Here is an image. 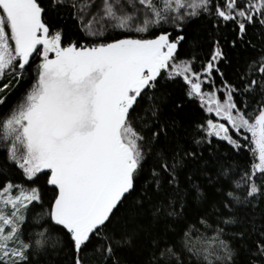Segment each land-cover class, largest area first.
<instances>
[{
	"label": "snow or ice",
	"instance_id": "1",
	"mask_svg": "<svg viewBox=\"0 0 264 264\" xmlns=\"http://www.w3.org/2000/svg\"><path fill=\"white\" fill-rule=\"evenodd\" d=\"M66 2L90 16L86 21L83 15L79 17L81 30L89 36H103L108 29L144 33L162 22L175 23L201 13L225 25L231 23L241 39L249 26L264 28V0H100L98 6L96 0H85L82 5L76 0H51L53 6ZM94 6L96 12H89ZM182 9H187L182 16L167 15ZM44 11L38 0H0V93L27 71L39 46L43 49L35 83L18 104L0 116V143L26 180L34 183L46 172L47 185L55 189L43 214L49 227L40 225L43 230L37 238L25 241L19 235L21 225L30 206L42 203L41 190L11 181L0 183V264H28L34 251L45 249L49 228L67 237L72 264H87L85 250L89 245L94 254H99V258L93 257L97 264H120L116 250L132 242L136 226L117 238L108 233V225L115 210L137 191L138 180L154 154L155 164L135 205L142 209L146 198L151 203L156 196L159 200L153 205V218L175 215L165 186L176 185L178 190L177 170L183 162L167 153H154L159 133L153 132L149 139L133 116L142 94L155 87L157 78L169 69V78L183 77L189 86L188 96L199 98L206 112L226 120L237 133L244 129L251 136V151L258 162L226 193L228 216L214 229L207 218H202L201 225L214 234L201 238L199 247L186 244L198 264H237V250L222 237L224 226L239 223L232 212L234 207H246L251 203L249 198L264 196V105L254 119H249L238 109L233 99L236 89L231 85H224L227 95L223 102L215 87L211 92L203 91L205 84L212 83L215 64L223 57L219 45L200 72L194 70L191 61H175L183 37L172 40L163 30L152 39L62 46L61 33L50 34L43 21ZM249 72L259 73L260 79H252L245 91L257 85L264 89V56L249 65ZM6 77L10 79L3 83ZM5 103L6 97L0 96V105ZM206 132L240 147L223 123L209 119ZM257 174L261 177L259 184ZM236 189H244L246 196L242 199ZM244 235L235 234L241 239ZM249 235L255 238L247 248L245 264H264V225H252ZM153 248L149 264H166L168 258L177 257L171 247H161L158 240H153Z\"/></svg>",
	"mask_w": 264,
	"mask_h": 264
},
{
	"label": "trees",
	"instance_id": "2",
	"mask_svg": "<svg viewBox=\"0 0 264 264\" xmlns=\"http://www.w3.org/2000/svg\"><path fill=\"white\" fill-rule=\"evenodd\" d=\"M38 2L45 9L42 19L49 27L50 34L61 33L62 46L72 43L91 46L124 38L152 39L163 30L171 34L172 40L183 37L178 45L175 61H191L194 70L200 72L219 45L223 57L215 64L212 83L205 84L203 91L211 92L215 87L217 97L223 101L227 95L223 90L224 85H231L236 89L233 99L238 109L244 111L249 119L264 105V89L261 86L245 91L252 79H260L259 73L249 72V65L264 56V28L260 26H249L241 39L237 34L238 30L231 23L225 25L223 21L218 22L216 17L201 13L196 17H188L179 27L161 23L144 33L108 29L103 36H89L81 30V14L78 9L69 6L67 2L61 6H53L51 0ZM76 3L82 5V0H76ZM40 62V58L33 57L27 71L18 81L12 79L10 88L0 93V96L6 97V103L0 105V116L7 114L31 89ZM170 71L171 69L162 72L155 87L142 94L133 116L149 139L153 132L159 133L154 141V153H167L169 157L175 156L183 162V166L177 170L178 190L176 185L165 186L169 193L167 199L172 203L175 215L154 219L153 205L159 200L156 196H152L151 203L146 198L142 209L135 205V200L142 195L141 189L145 186L146 177L155 164L154 154L145 165L144 175L138 180L137 191L115 210L108 225V233H114L117 238L123 231H131L136 226L132 242L116 250L115 255L120 264H149L154 252V239L160 242L161 247L169 246L177 253L178 259L170 257L166 264H198V258L187 250L186 244L195 243L199 247L198 241L201 238L214 234L213 231L204 229L201 219L207 218L214 229L222 218L228 216L229 209L224 207L226 193L233 190L234 182L245 172H250L255 163L248 134L229 130V134L240 145L239 148L218 137L207 135V121H214V116L201 107L199 98L188 96L189 86L183 77L169 78ZM8 79L10 78L6 77L3 83H7ZM47 175L46 172L39 174L34 183L26 180L22 171L8 160L5 145L0 143V183L11 181L29 188L35 186L42 193V203L30 206L25 222L21 225L19 235L25 241L37 238L36 234L43 230L40 225L49 227L45 223L47 217L43 214L51 203L55 189L47 185ZM260 178V174H257L258 184ZM193 185L197 187L194 188ZM235 191L242 199L246 196L244 189ZM249 200L251 203L246 207L232 209L239 223L224 226L222 238L237 250V264H245L247 248L255 238L249 235L251 226L258 228L264 225V196L257 195ZM136 213L139 215H135ZM125 225L128 227L125 228ZM186 232L189 233L188 236H185ZM240 232L245 233L243 239L235 236ZM46 238L45 249L34 251L28 264H72L67 237L60 231L49 228ZM93 243H96L95 238ZM94 255L99 258V254H94L92 245H89L85 250L87 264H97Z\"/></svg>",
	"mask_w": 264,
	"mask_h": 264
},
{
	"label": "rangeland",
	"instance_id": "3",
	"mask_svg": "<svg viewBox=\"0 0 264 264\" xmlns=\"http://www.w3.org/2000/svg\"><path fill=\"white\" fill-rule=\"evenodd\" d=\"M85 3V0H82V4H84ZM99 3H100V0H96V5L98 6L99 5ZM81 4V3H80ZM187 11V9H182V10H180V12L179 13H168L167 15L169 16V17H174V16H182V15H184V13ZM89 12H91V13H95L96 12V7L94 6V7H92L91 9H89ZM80 14L81 15H83L84 16V18H85V21L87 20V19H89L90 18V16L89 15H87L86 13H82V12H80ZM80 15V16H81ZM189 16H185L184 17V19L183 20H177L175 23H172V22H168L167 24H171V25H174V26H176V25H179L180 23H182L183 21H185L187 18H188ZM143 15H141L140 16V20L142 21L143 20ZM162 23H165V22H162ZM166 24V23H165ZM97 28H99V25H97ZM42 46H39V51L37 52V53H34L33 54V56L30 58V61L33 59V57H38V58H40V61H41V56H40V53L42 52ZM50 55H54V54H50ZM221 102H223V101H221ZM206 107V106H205ZM213 116H214V122H216V123H223V124H225L226 126H228L229 127V130H232V131H234L235 133H237L235 130H233L232 128H231V126H229L228 125V123H227V121L226 120H223V119H219L218 117H216V115L214 114V113H211ZM251 119H254V117L253 118H251ZM244 132V133H246V134H248V136L250 137V140H251V136H250V134L248 133V132H246L244 129H240L239 130V132ZM214 137H216V136H214ZM253 147H254V145H252ZM256 162H258L256 159H255V163ZM261 179V178H260ZM10 211V210H9ZM14 246V245H13Z\"/></svg>",
	"mask_w": 264,
	"mask_h": 264
}]
</instances>
